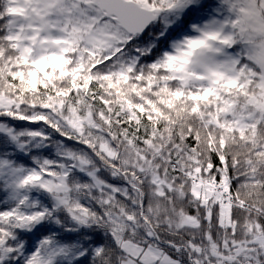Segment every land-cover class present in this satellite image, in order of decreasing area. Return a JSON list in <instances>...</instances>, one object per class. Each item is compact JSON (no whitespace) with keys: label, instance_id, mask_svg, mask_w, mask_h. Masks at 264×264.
Wrapping results in <instances>:
<instances>
[{"label":"snow or ice","instance_id":"1","mask_svg":"<svg viewBox=\"0 0 264 264\" xmlns=\"http://www.w3.org/2000/svg\"><path fill=\"white\" fill-rule=\"evenodd\" d=\"M0 264H264V0H0Z\"/></svg>","mask_w":264,"mask_h":264}]
</instances>
